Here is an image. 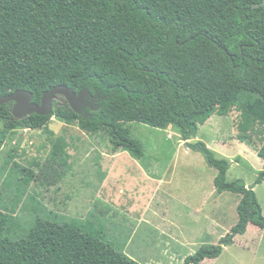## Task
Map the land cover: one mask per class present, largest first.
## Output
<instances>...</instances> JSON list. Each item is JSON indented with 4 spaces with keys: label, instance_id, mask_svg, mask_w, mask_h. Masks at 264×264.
I'll return each instance as SVG.
<instances>
[{
    "label": "trees",
    "instance_id": "trees-1",
    "mask_svg": "<svg viewBox=\"0 0 264 264\" xmlns=\"http://www.w3.org/2000/svg\"><path fill=\"white\" fill-rule=\"evenodd\" d=\"M206 46L214 57L195 97L183 87L184 75ZM58 84L87 92L78 109L54 104L49 114L16 118L14 102L3 103L0 147L9 130L43 127L56 113L86 132H104L114 151L124 148L141 157L143 145L130 124H171L217 170V193L240 195L236 223L182 264L220 256L249 223L264 230L254 190L264 170L251 186L228 180L229 161L205 142L190 141L212 114L227 115L242 100L251 103L249 112L239 106L247 112L241 127L250 130L242 132L244 141L252 144L256 131L264 130V0H0V96L25 89L39 104ZM67 147L66 138L57 136L38 171L17 166L15 202L31 181L55 184L65 176ZM259 154L264 157V147ZM33 212L35 223L17 236L18 218L0 209V264H141L108 239L100 222L57 215L40 205Z\"/></svg>",
    "mask_w": 264,
    "mask_h": 264
},
{
    "label": "rangeland",
    "instance_id": "rangeland-1",
    "mask_svg": "<svg viewBox=\"0 0 264 264\" xmlns=\"http://www.w3.org/2000/svg\"><path fill=\"white\" fill-rule=\"evenodd\" d=\"M213 57L214 50L206 46L199 59L185 71L183 87L195 97L205 82ZM54 104L66 106L69 102L59 95L54 99ZM237 104L246 106L249 112L251 103L248 100ZM239 106L231 105L227 115L212 114L199 126L197 135L190 141L205 142L216 157L229 161L231 172L227 176L228 180L240 179L252 185L263 169L262 159L251 154L247 160L238 153L241 144H245L242 132H247L241 127L247 112H242L243 108ZM3 124L0 119V132ZM130 129L131 135L143 145L142 157L124 148L115 152L104 132H86L77 123L67 124L56 113L43 127L9 130L0 147V209L18 218V225H14L15 235H23L35 223L33 209L36 205L43 206L46 211L52 210L57 215L91 219L97 221L96 224H104L108 239L116 246L125 248L126 253L143 264H159L156 261L162 258L168 261L167 264L179 263L201 244L216 243L219 234H226L237 221L236 207L240 195L224 191L215 200L211 197V205L200 206L205 199H209L207 195L215 188L217 173L202 153L186 146L171 124L166 128H158L132 122ZM60 135L68 141L71 169L55 184H48L42 178L31 181L25 186L22 197L15 202L20 175L15 170L17 166L21 164L38 171L53 141ZM113 166L115 171L108 176L106 171L112 170ZM149 169H156L157 172L167 170L168 181L159 193H164L163 198L155 197L156 184L153 182L154 177L146 172ZM8 171L11 172L10 176H6ZM115 174L117 176L113 179ZM260 192L264 195V187ZM179 195L194 204L193 215L188 214L190 209L176 207L175 199ZM165 197L169 201L160 202ZM179 211L184 212L178 214ZM201 211L221 217L220 228L212 230L207 239H202L206 235L197 231L207 223L206 217L199 215ZM178 220L183 225L180 230L189 236V246L185 250H175L178 254H174L172 239L164 233L169 234L171 230L177 232ZM133 230V237L126 246ZM215 232L217 234L212 235ZM164 245L169 251L166 255H163ZM201 264H264V230L251 224L248 232L236 235L234 242L226 246L220 256L207 258Z\"/></svg>",
    "mask_w": 264,
    "mask_h": 264
},
{
    "label": "crops",
    "instance_id": "crops-1",
    "mask_svg": "<svg viewBox=\"0 0 264 264\" xmlns=\"http://www.w3.org/2000/svg\"><path fill=\"white\" fill-rule=\"evenodd\" d=\"M263 119H264V117H263ZM262 125L264 126V120L262 121ZM249 131L250 130H247L246 134L247 133H250ZM244 143L245 144H241L242 146L238 150V153L240 154L241 158L245 157L247 160H249L251 154H254V155L256 154V155L260 156V158L262 159L261 167L263 168L261 170H264V157L259 154V150L264 147V130H258V131H256V137H255L254 141L252 142V144H249L246 141H244ZM244 145H246L247 147L244 146ZM117 154H119V152ZM69 157H70V155H69ZM68 162L70 163V168H69V170H70L71 169V162H70V159L69 158H68ZM114 167L115 166H113V169L112 170L111 169H108L106 171V173H107L108 176H109V174L111 172L115 171V168ZM229 169H230V167H229ZM229 169L227 171V176H228L229 172H231ZM67 172H66V174H67ZM146 172H148L149 175H151V177L152 176L154 177V181L153 182H154V185L156 184L155 197L158 196L160 198H163L162 195H164V193H162L160 195H159V193H161L163 191V185L165 184L166 181H168V180H166L167 179V175H166L167 170L165 172H157L156 169H149V170H146ZM101 174L104 175L105 172L102 171ZM116 176L117 175L115 174V176H114L113 179H115ZM106 180L107 179H105V182H106ZM254 181H253L252 185L254 184ZM246 185L247 186H251V184H249L247 182H246ZM263 187H264V178H263V180H262L261 183H258V184H255L254 185V190L257 192L256 194L259 197V200L261 201L262 205H263L264 195H262V192H260V190ZM222 194H223V192L222 193H217L216 188H214L213 191H211V193H209L207 195L209 199H205V201L200 206L201 207H205L207 204H210L211 205V202L213 200H215L216 198H218L219 196H221ZM211 197L214 198V199L212 200ZM167 198L168 197H165L164 198L165 200H162L161 199L160 202L161 201H169V200H166ZM185 198L186 197L183 198L182 195L177 196V198L175 199L176 200L175 201L176 207L190 209V211L188 212V214L193 215L194 214V209H195L194 204L191 203L189 200H186ZM183 212L184 211H179L178 214H182ZM163 214H165V213H163ZM199 215L205 216L207 223H204V225L202 226V228H199L197 231H199V233H202V234H205L206 235L202 239H204V238L207 239V237H209V234H210V232L212 230H214L216 227H219L220 228V225H221L220 224L221 223V217L219 216V214H216L217 216H212V214H210L209 212L207 214H205L203 211L199 212ZM72 217H75V216H72ZM251 224L252 223H249L248 224V227H247L246 232H248ZM182 228H183L182 222L178 220L177 223H176V229H178L177 232H175V231L172 232V230H171L170 233L168 232L169 234L164 233L166 236H170L171 239H172L171 246L173 248H175V249H173V251H174L173 253L174 254H178V252H175V250H178V249L185 250L189 246V244H187V241H189L188 240L189 239V236L183 234V231L180 230ZM194 229H195V227H194ZM216 232H218V230H216ZM216 232L213 233L212 235L217 234ZM133 233H134V230L132 231V233L129 234L128 240L126 241L127 243H125L126 246H127L128 242L131 240V238L133 237ZM165 235H163V236H165ZM201 236H203V235H201ZM221 236H222V234H219V236H217V237H221ZM203 241H205V240H203ZM165 246L166 245L163 246V249H165L163 255H166V252L168 250V248H165ZM123 250L126 251L125 248H123ZM183 260H180V261H178L179 263H175V264H180V263L182 264ZM156 262L159 263V264H167L168 263V261L165 260L164 258H162L161 260H158ZM140 263L143 264L142 262H140ZM148 264H150V263H148Z\"/></svg>",
    "mask_w": 264,
    "mask_h": 264
},
{
    "label": "water",
    "instance_id": "water-1",
    "mask_svg": "<svg viewBox=\"0 0 264 264\" xmlns=\"http://www.w3.org/2000/svg\"><path fill=\"white\" fill-rule=\"evenodd\" d=\"M87 92H79L76 94L70 87L65 84H58L44 92L41 102L38 104L32 101V92L25 89H18L10 94L0 96V105L9 101H13L12 114L16 118H22L30 113L36 112L42 115L49 114L53 108V101L59 95H63L70 106L78 109L82 100V95Z\"/></svg>",
    "mask_w": 264,
    "mask_h": 264
}]
</instances>
